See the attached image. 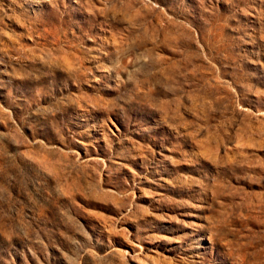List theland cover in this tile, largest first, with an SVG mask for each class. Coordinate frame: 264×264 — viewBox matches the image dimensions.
<instances>
[{"label":"rangeland","instance_id":"obj_1","mask_svg":"<svg viewBox=\"0 0 264 264\" xmlns=\"http://www.w3.org/2000/svg\"><path fill=\"white\" fill-rule=\"evenodd\" d=\"M0 264H264V0H0Z\"/></svg>","mask_w":264,"mask_h":264}]
</instances>
